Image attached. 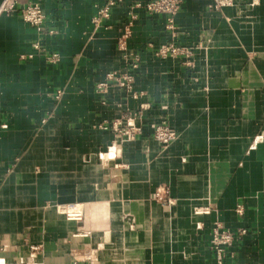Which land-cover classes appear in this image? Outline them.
<instances>
[{
  "label": "crops",
  "instance_id": "crops-1",
  "mask_svg": "<svg viewBox=\"0 0 264 264\" xmlns=\"http://www.w3.org/2000/svg\"><path fill=\"white\" fill-rule=\"evenodd\" d=\"M148 1L95 20L107 0H17L0 16L1 263L214 264L221 222L225 264H264V0H183L173 30ZM32 3L41 34L22 18ZM131 12L136 69L118 45ZM113 70L137 98L98 89ZM115 121L141 130L124 140Z\"/></svg>",
  "mask_w": 264,
  "mask_h": 264
},
{
  "label": "built area",
  "instance_id": "built-area-1",
  "mask_svg": "<svg viewBox=\"0 0 264 264\" xmlns=\"http://www.w3.org/2000/svg\"><path fill=\"white\" fill-rule=\"evenodd\" d=\"M119 0H107V4L105 7H102L98 10L97 16L94 17L95 20H99L102 18H108L110 16L111 8L118 2ZM235 0H214L213 7L215 9H220L223 6L232 5ZM17 0H2L0 4V16L4 13H12L16 10ZM183 0H150L145 4L146 10L150 14H163L166 16L167 20V28L173 30L175 25V17L179 13ZM137 14L135 12H131L127 22L124 24L122 33L118 40L119 48L124 53V58L127 63L128 69H136L140 64V55L138 52L129 48V40L133 34V26L137 19ZM22 18L25 22L33 26L39 34H41L44 30L46 14L42 6L38 3H32L26 6L22 10ZM53 33V31H50ZM35 48L40 47V42L36 41L34 43ZM182 49L179 48L174 42L169 44H165L161 46L157 50V54L164 55L168 53L177 54ZM32 55L29 54L28 57ZM59 59V55L57 53L51 54L48 57L49 62H57ZM133 78L134 75L127 70L126 72H118L113 70L109 72L107 76V80L100 82L98 84V89L104 91L110 83H116L120 88L126 89V91L132 92L133 96L137 98L139 94L133 92ZM61 94L60 92L58 93ZM115 130L117 131L119 137H122L124 140L131 139L137 132H140V128L136 127L132 124H128V126H122L119 121H115L113 123ZM154 136L160 141L163 145H168L174 138L175 132L170 128V126L159 123L155 125L154 128ZM155 198L157 200L171 202L166 194H163L161 191L155 194ZM69 218H80L79 212H66ZM245 233V230L242 231ZM235 240L234 234L226 229L221 222H216L213 227V236L211 240L212 249L216 254V260L214 264H225V260L227 257V249L233 244ZM33 250H37L39 246L33 245L31 246Z\"/></svg>",
  "mask_w": 264,
  "mask_h": 264
},
{
  "label": "bare ground",
  "instance_id": "bare-ground-1",
  "mask_svg": "<svg viewBox=\"0 0 264 264\" xmlns=\"http://www.w3.org/2000/svg\"><path fill=\"white\" fill-rule=\"evenodd\" d=\"M0 259H1V258H0ZM2 260H3V259H2ZM5 263H6V262H5ZM0 264H3V263L0 262ZM6 264H7V263H6Z\"/></svg>",
  "mask_w": 264,
  "mask_h": 264
}]
</instances>
